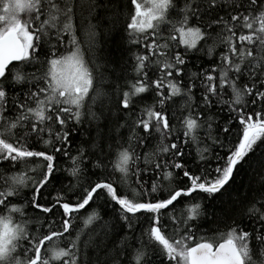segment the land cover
<instances>
[{
    "label": "snow or ice",
    "instance_id": "1",
    "mask_svg": "<svg viewBox=\"0 0 264 264\" xmlns=\"http://www.w3.org/2000/svg\"><path fill=\"white\" fill-rule=\"evenodd\" d=\"M0 264H264V0H0Z\"/></svg>",
    "mask_w": 264,
    "mask_h": 264
},
{
    "label": "trees",
    "instance_id": "2",
    "mask_svg": "<svg viewBox=\"0 0 264 264\" xmlns=\"http://www.w3.org/2000/svg\"><path fill=\"white\" fill-rule=\"evenodd\" d=\"M100 53H101V55H108V56H112V57L118 56L119 50L116 46L115 38H113V37H101ZM247 179H248L247 171H242L241 177L238 180V184L243 185V183L245 181H247ZM105 219H107V216H105ZM77 223L80 225L81 228H83V220H79ZM94 227H97L95 222L88 229H85V231H90L91 228H94ZM99 230L102 231V228H100ZM221 230H223V224H221Z\"/></svg>",
    "mask_w": 264,
    "mask_h": 264
}]
</instances>
